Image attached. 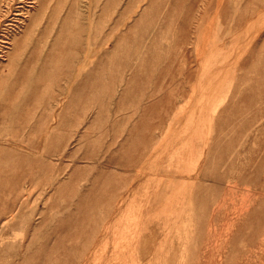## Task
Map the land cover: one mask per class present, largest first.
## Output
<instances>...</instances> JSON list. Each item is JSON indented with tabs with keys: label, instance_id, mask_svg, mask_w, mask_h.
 <instances>
[{
	"label": "rangeland",
	"instance_id": "1",
	"mask_svg": "<svg viewBox=\"0 0 264 264\" xmlns=\"http://www.w3.org/2000/svg\"><path fill=\"white\" fill-rule=\"evenodd\" d=\"M0 264H264V0H0Z\"/></svg>",
	"mask_w": 264,
	"mask_h": 264
}]
</instances>
